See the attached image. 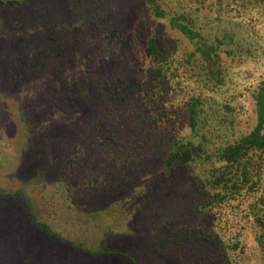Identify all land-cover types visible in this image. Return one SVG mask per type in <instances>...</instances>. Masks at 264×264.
Wrapping results in <instances>:
<instances>
[{"label": "trees", "instance_id": "obj_1", "mask_svg": "<svg viewBox=\"0 0 264 264\" xmlns=\"http://www.w3.org/2000/svg\"><path fill=\"white\" fill-rule=\"evenodd\" d=\"M142 1L161 18L169 14L163 4L176 3L168 22L192 48L155 32L147 42L153 68L132 74L128 40L115 27L108 0H0L9 13L0 33L24 38L30 50L25 65L10 62L15 74L31 75L22 86L29 95L17 99L15 162L0 150V248L13 252V264H30L39 251L74 252L84 264H235L238 239L232 245L223 239L231 230L216 220L223 214L252 216L264 252V81L252 90L255 126L226 138L241 95L236 87L226 94L233 76L220 56L241 64L237 57H253L257 41L264 59V0ZM214 23L237 29L223 26L209 39L202 30ZM61 50L76 61L53 66L51 80L46 64L61 58ZM115 60L122 62L116 70ZM244 69L235 76L248 79ZM91 89L102 115L87 117L76 135L52 137L54 107ZM185 121L190 132L177 133ZM213 131L219 144L208 135ZM53 168L56 192L47 183ZM103 195L116 196L103 206L87 204Z\"/></svg>", "mask_w": 264, "mask_h": 264}, {"label": "rangeland", "instance_id": "obj_2", "mask_svg": "<svg viewBox=\"0 0 264 264\" xmlns=\"http://www.w3.org/2000/svg\"><path fill=\"white\" fill-rule=\"evenodd\" d=\"M166 12H168V16L172 13H175L176 3L173 1H166L162 6ZM106 9L110 12L112 16V20L115 21V27L122 29L124 31L125 36L127 38V53L130 56L132 63L131 73L135 74L139 71H148L153 68L150 56L147 52V42L151 35L155 32L159 33H167L170 37H173L178 40L181 46L187 47L189 49L192 48L189 45L188 41L182 36V34L170 26L168 22V16L165 18L156 17L153 15L146 4L142 0H108L106 4ZM182 11V10H181ZM9 13L6 10H0V24L3 16H8ZM48 17V15H46ZM224 26L225 29L230 30L232 28L237 29L234 25L230 24H212L202 30L203 34L207 35L209 39H214V36L217 34V31L221 30ZM257 34H262L259 32V28H257ZM55 31V30H54ZM56 35V34H55ZM76 35V42L79 41V35ZM60 37H57V45L60 43ZM257 39V38H256ZM252 40V39H251ZM253 41V40H252ZM260 42V40H258ZM26 41L24 38L17 35H5L4 33H0V150L7 151L9 153L6 161L10 163L15 162V151L18 148V144L21 138V124L17 123V99L19 95L23 93L26 95V92L30 90V88H23L22 86L27 87V82L29 78H31L29 72L26 73L22 71L21 74H15L11 69L12 66L10 62H23L24 59L27 60L28 54L30 50L26 47ZM41 44V43H40ZM78 47L79 52L83 54L86 52L82 49L81 44L76 45ZM37 53L42 51L41 45H37L35 48ZM245 47L243 48V51ZM62 57L58 58L54 63L51 61L47 62L46 68L52 67L48 73H50L49 78L53 80L55 70L53 66H63L66 63H74L76 60L71 59L67 56V51H62ZM66 53V57L65 56ZM81 53V54H82ZM251 53L253 57L246 56V52L243 53V56L237 57L242 63L238 64V60L230 63V58L226 57L224 53H221V57L225 63L228 64V72L229 75H232L231 79L233 82H229L230 79H226L227 85L224 89L229 88V93L232 92V88L236 87L237 94L241 95L239 101L241 103L240 106V115L235 120V125L233 128L229 130H224L226 133V138H236L241 134L249 132L256 123V109L254 100L252 97V90L256 89L261 81H264V59L262 56L261 49L258 48L257 41L251 48ZM82 54V55H83ZM255 59L257 63L252 64L250 60ZM7 61V64H5ZM120 60H115L114 67L115 70L121 65ZM255 65V66H254ZM113 67V68H114ZM29 71L30 69L27 66H23V69ZM238 68H245L246 73L248 75V79H245L241 76H235V71ZM75 71H77V67H74ZM5 75V76H4ZM21 79L24 80L25 85L21 82ZM45 80V79H44ZM43 80V81H44ZM44 85V84H43ZM47 86V85H45ZM77 87V86H75ZM24 91V92H22ZM226 90H223L222 93H225ZM90 92V91H89ZM30 91H28L29 95ZM215 93V92H214ZM89 94V93H88ZM91 95H87L83 99L70 100L63 104V108L54 107V113L59 112L58 114V123L53 128V132L51 136H58L59 139H65L70 134L76 135L79 131V125L87 118V117H99L102 115L101 109L99 108L98 102L96 98H99V94L91 89ZM218 94V93H217ZM40 98V97H39ZM54 98V97H53ZM53 98L50 96L49 100L53 101ZM47 105L51 106L48 102ZM65 106V107H64ZM52 107V108H53ZM50 113L53 112L52 109L49 110ZM59 122L61 125L59 126ZM75 129V130H74ZM223 129V127H221ZM74 131V132H73ZM233 131V133H232ZM73 132V133H71ZM190 132V128L185 121L182 124V129L177 130V133L180 134H188ZM216 132H212V134L208 133L210 139L213 143L219 144L221 139H218ZM59 147V146H58ZM55 160H57L58 155L54 152ZM5 161V162H6ZM57 165V163H56ZM55 165V167H56ZM54 167V168H55ZM53 168V169H54ZM57 168V167H56ZM56 169L51 170L47 174V183L48 188L52 192H56V188L52 187V182L55 181ZM116 195H103L98 197H93L88 201L87 204L91 205H99L103 206L110 202ZM118 196V194H117ZM85 204V203H83ZM243 214L237 215L231 220L230 217L221 215L216 220L225 223L230 226L231 230H227L225 232V236L223 239L227 241L229 245H232L238 239L237 248L231 251V255L234 258L235 264H264V252L261 251L259 244L257 242V235L260 232L259 227L252 220V216L249 217L247 221L243 220ZM143 216L139 215L131 221V225L141 222ZM214 218V217H212ZM225 220H227L225 222ZM144 222V220H143ZM233 224V226H231ZM236 230H239V236L236 234ZM3 239V236L0 232V241ZM140 246H143L141 241H138ZM14 255L9 249L0 248V264H13L12 259ZM165 264H178L176 261L167 259L164 261ZM23 264V263H18ZM30 264H84L77 253L70 251H62L59 253H46L44 251H39L34 254L32 257V263Z\"/></svg>", "mask_w": 264, "mask_h": 264}]
</instances>
